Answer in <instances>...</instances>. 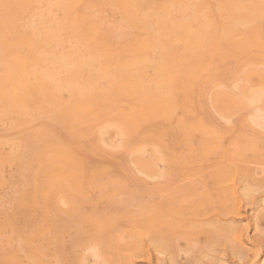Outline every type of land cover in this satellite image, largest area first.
I'll list each match as a JSON object with an SVG mask.
<instances>
[{"label":"rangeland","instance_id":"rangeland-1","mask_svg":"<svg viewBox=\"0 0 264 264\" xmlns=\"http://www.w3.org/2000/svg\"><path fill=\"white\" fill-rule=\"evenodd\" d=\"M0 264H264V0H0Z\"/></svg>","mask_w":264,"mask_h":264},{"label":"bare ground","instance_id":"bare-ground-1","mask_svg":"<svg viewBox=\"0 0 264 264\" xmlns=\"http://www.w3.org/2000/svg\"><path fill=\"white\" fill-rule=\"evenodd\" d=\"M162 24V23H161ZM202 24V23H201ZM171 28V27H170ZM170 28H168L167 30H169ZM180 28V27H179ZM184 31V30H183ZM194 33V32H193ZM67 60H70L69 58H66L64 61L65 62H67ZM85 65V63H80V65L77 67L78 68V70H80V68H82L83 66ZM233 186V185H232ZM236 191V190H235ZM233 194H237V192L236 193H234L233 192ZM237 198V197H236ZM238 199V198H237ZM146 244V243H145Z\"/></svg>","mask_w":264,"mask_h":264}]
</instances>
